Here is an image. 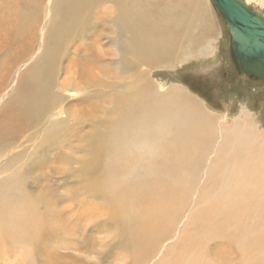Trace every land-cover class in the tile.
<instances>
[{
	"label": "bare ground",
	"instance_id": "1",
	"mask_svg": "<svg viewBox=\"0 0 264 264\" xmlns=\"http://www.w3.org/2000/svg\"><path fill=\"white\" fill-rule=\"evenodd\" d=\"M24 1L33 3V8L19 10L17 0L8 5L0 0V149L23 138L31 125L51 114L42 126V137L30 148L18 142L13 156L25 153L33 157L29 166L34 168L49 166L54 160L51 153L63 160V148L56 144L74 132L69 110L59 106L61 100H81L77 93L84 84L103 90L109 85L106 118L90 117L96 126L89 139L80 142L83 145L76 161L93 192L112 178L114 181L102 189L112 194L103 198L101 208H92L88 202L92 197L84 196L71 202L77 208L74 210L59 207L56 198L44 194L46 190L40 191L39 198L31 196L20 182L22 176L64 174L68 171L65 161L51 162L50 167L58 166L57 171L38 174H28L26 166L4 175L0 171V264H87L91 261L78 255L93 253L99 258L95 243L101 242L109 229L117 234L110 241L135 251L137 243L145 242L158 226L162 227L158 236L165 233L169 214L161 204H145L133 213L130 205L122 204L119 198L133 183L136 171L142 168L149 172L160 161L165 162L159 172L157 169L154 181L173 190L183 173L194 172L188 162L195 156H190V146L198 145L205 133L210 136L211 126V135H217L215 116L197 100L177 88L159 93L147 78L149 68L173 65L181 54L195 52L205 34H210L204 0ZM259 2L264 5V0ZM92 19L94 30L81 40L74 38ZM103 36L111 45L99 43ZM60 72L63 78L55 93L52 89ZM254 128L245 119L229 127L219 124L215 154L225 155L226 178L241 165L240 177L264 181V139ZM175 148L183 150L184 156L175 155ZM177 192L181 196L180 186ZM81 223L86 226L83 232ZM132 226L140 232L131 233ZM254 236L256 243L250 241L249 245L258 244L262 237ZM155 240L150 249L140 253L141 257L132 256V263L142 260L146 264ZM192 243L189 239L186 245ZM187 250L183 248L182 252ZM74 258L80 261L69 263ZM176 259L173 256L165 262L174 263Z\"/></svg>",
	"mask_w": 264,
	"mask_h": 264
},
{
	"label": "rangeland",
	"instance_id": "2",
	"mask_svg": "<svg viewBox=\"0 0 264 264\" xmlns=\"http://www.w3.org/2000/svg\"><path fill=\"white\" fill-rule=\"evenodd\" d=\"M11 1L3 0L6 5ZM204 3L211 23L208 27L212 31L208 35L205 34L199 43L198 50L190 54H181L171 66L149 68L147 78L159 93L177 88L197 100L207 113L215 116L214 125L217 135L216 137L211 135L213 130L211 126L208 133L210 136L205 133L198 145L194 148L190 146L193 149L190 156H195L190 157L188 162L190 169L194 172L192 171L193 174H191L187 171L186 176L183 173L173 190L167 185L161 186L154 181L157 169L159 172V169L165 166V162L160 161L149 172L139 168L133 183L119 198L123 205H130L129 211L132 213L138 212L145 204L150 207L161 204L164 211L168 210L167 228L162 236H158V230L162 229L158 226L152 234L146 236L143 240H146L145 242L137 243L135 251L131 252L132 247L120 248L113 243L114 241H110L117 234L109 229L104 237L102 234H96L97 237L102 236L101 242L95 243L96 252L100 254L99 258L93 253L78 255L81 260L86 257V262L91 261L87 264H138L132 263V256H140L141 252H146L156 238L154 251L146 264H166L165 259H173V256L177 259L170 264H264V181L258 177H240L238 172L241 165L235 168L232 176L226 178L223 164L226 161L225 155L223 152L215 154L220 141L219 124L229 127L236 120L245 119L264 139V78L237 71L225 20L209 0H204ZM32 4L17 0L16 6L20 10L22 7L33 8ZM246 5L264 15V5L259 0H248ZM27 15L30 18L37 17ZM92 28L93 19L86 23L80 35L74 38L81 40L83 36L94 30ZM109 41V38L103 36L99 43L111 45L108 44ZM62 78L63 74L60 72L53 85V92L58 91V82ZM116 80L115 78L113 82L116 83ZM103 88L98 85L84 84L77 93L81 100H61L59 106L69 110V123L74 132L69 139L56 144L63 148H60L62 149L60 151L64 153V158L71 159L67 162L64 158L61 160L65 161L64 167L68 171L64 174L53 172L49 176L50 179L22 176L20 182L31 196L39 198L40 191L46 190L44 194H50L51 197L56 198L59 207L67 206L71 209L75 208L74 210L77 208L70 205L71 202L84 196L86 199L92 197L88 202L94 209L104 205L105 196L110 197L111 191L102 189L109 187L114 179L103 183L104 187L98 192H93L88 187L86 180H89L86 179V175L79 172L78 163L81 154L79 149L83 145L80 142H86L91 130L96 126V121L91 120L90 117L93 115L97 119L106 118V108L110 105L109 85H106L104 90ZM50 116L51 114L45 115L39 124L36 123L38 124L36 127L31 128L36 124L30 126L23 138L7 148L0 149L1 175L18 166H26L28 174H38L48 170L57 171L58 166L50 167L51 162L61 161L53 156V153L49 154L51 160L54 159L49 161V166L42 165L36 168L29 166L33 157H27L25 153L17 157L13 156L18 149L16 148L18 142L22 141V146L30 148L42 137V126ZM32 133L34 134L29 136ZM204 147L207 148L206 151L201 150ZM90 151L92 152L91 149ZM174 154L184 156V151L175 148ZM87 155L89 156L90 153ZM180 171L183 172V169ZM187 177H191L192 180H188ZM179 186L182 191L181 196H177ZM83 192L85 193L82 194ZM85 228V224L81 223L80 230L83 232ZM140 230L136 231L133 226L130 228L131 233H137ZM90 232H92L91 229H89ZM254 235L262 237L257 241L258 244L249 245L250 241L256 243ZM71 238L77 239L74 236ZM189 239H192L193 243L187 246ZM183 248L188 250L182 252ZM129 256H131L130 260L127 258ZM79 258L71 259L69 263L79 262ZM141 263H143L142 260Z\"/></svg>",
	"mask_w": 264,
	"mask_h": 264
},
{
	"label": "water",
	"instance_id": "3",
	"mask_svg": "<svg viewBox=\"0 0 264 264\" xmlns=\"http://www.w3.org/2000/svg\"><path fill=\"white\" fill-rule=\"evenodd\" d=\"M225 20L237 71L264 78V16L241 0H210Z\"/></svg>",
	"mask_w": 264,
	"mask_h": 264
}]
</instances>
